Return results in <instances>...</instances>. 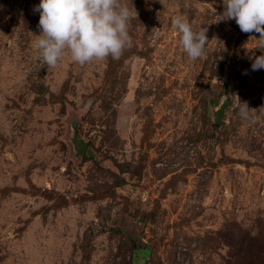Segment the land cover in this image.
I'll return each instance as SVG.
<instances>
[{
  "label": "rangeland",
  "instance_id": "obj_1",
  "mask_svg": "<svg viewBox=\"0 0 264 264\" xmlns=\"http://www.w3.org/2000/svg\"><path fill=\"white\" fill-rule=\"evenodd\" d=\"M126 2L120 59L48 68L40 0H0V264H264L259 34L223 0ZM176 15L207 29L194 62Z\"/></svg>",
  "mask_w": 264,
  "mask_h": 264
},
{
  "label": "clouds",
  "instance_id": "obj_2",
  "mask_svg": "<svg viewBox=\"0 0 264 264\" xmlns=\"http://www.w3.org/2000/svg\"><path fill=\"white\" fill-rule=\"evenodd\" d=\"M224 11L217 22L235 20L243 33H258L264 52V0H223ZM39 12L40 34L35 35L34 48L48 68H56L70 55L80 65L120 59L132 46L129 34L131 19L137 17L126 0H40L34 6ZM172 27L179 33V43L191 61L202 58L209 41L207 29L196 31L188 19L176 15ZM264 69V55L255 57L252 70ZM247 103H241L240 113L247 117Z\"/></svg>",
  "mask_w": 264,
  "mask_h": 264
},
{
  "label": "water",
  "instance_id": "obj_3",
  "mask_svg": "<svg viewBox=\"0 0 264 264\" xmlns=\"http://www.w3.org/2000/svg\"><path fill=\"white\" fill-rule=\"evenodd\" d=\"M230 104V99L226 98L222 101L220 107L214 110V121L217 125H222L225 121L222 119L226 108ZM75 148L77 152L84 157L88 148V142L84 141L80 135H77L75 138Z\"/></svg>",
  "mask_w": 264,
  "mask_h": 264
},
{
  "label": "trees",
  "instance_id": "obj_4",
  "mask_svg": "<svg viewBox=\"0 0 264 264\" xmlns=\"http://www.w3.org/2000/svg\"><path fill=\"white\" fill-rule=\"evenodd\" d=\"M149 253V250L147 249L146 251H145V254H148Z\"/></svg>",
  "mask_w": 264,
  "mask_h": 264
}]
</instances>
